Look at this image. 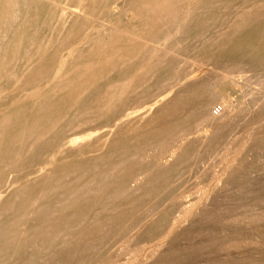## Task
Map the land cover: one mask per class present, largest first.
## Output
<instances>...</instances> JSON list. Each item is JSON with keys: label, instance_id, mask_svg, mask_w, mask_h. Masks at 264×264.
Returning <instances> with one entry per match:
<instances>
[{"label": "rangeland", "instance_id": "374dc122", "mask_svg": "<svg viewBox=\"0 0 264 264\" xmlns=\"http://www.w3.org/2000/svg\"><path fill=\"white\" fill-rule=\"evenodd\" d=\"M0 20V264H264V0Z\"/></svg>", "mask_w": 264, "mask_h": 264}, {"label": "bare ground", "instance_id": "6f19581e", "mask_svg": "<svg viewBox=\"0 0 264 264\" xmlns=\"http://www.w3.org/2000/svg\"><path fill=\"white\" fill-rule=\"evenodd\" d=\"M11 1V0H10ZM47 1V0H46ZM7 3V2H6ZM5 3V4H6ZM59 4V3H58ZM2 5H3V3H2ZM11 6H13V5H11ZM7 7V6H6ZM11 9V8H10ZM13 9V8H12ZM8 10V9H7ZM7 10L5 11L4 10V13L5 12H7ZM16 13H17V11H15ZM4 13H3V16H5L4 15ZM11 13V12H10ZM7 14V13H6ZM7 17V16H6ZM16 17V16H15ZM22 17V16H21ZM2 18H4V17H1V19ZM4 19H6V18H4ZM10 19V18H9ZM22 20V19H21ZM1 22H2V20H0ZM18 21V20H17ZM0 22V23H1ZM20 22V21H19ZM7 23H8V21H7ZM16 23V22H15ZM3 24H5V23H3ZM31 24V23H30ZM16 25H17V23H16ZM33 27V26H32ZM26 29V28H25ZM11 31V30H10ZM11 34V33H10ZM26 35V34H25ZM9 36V35H8ZM2 76V75H1ZM238 79H240V78H238ZM239 81V80H238ZM6 96V95H5ZM7 97V96H6ZM218 98H219V103H221V107H220V109H222V110H224V109H226L227 108V106H228V101H229V97L228 96H226V95H221V94H218ZM214 99H215V97H214ZM230 108V107H229ZM13 116V115H12ZM14 117V116H13ZM11 119V118H10ZM43 130V129H42ZM41 130V131H42ZM3 131V130H2ZM27 132H25V134H26ZM43 133V132H42ZM41 134V133H40ZM7 135V134H6ZM46 135H48V134H46ZM84 139H81L80 141H83ZM80 141H78V142H80ZM14 143V142H13ZM32 145V144H31ZM8 147V146H7ZM18 147V146H17ZM11 150V149H10ZM63 150V149H62ZM10 152H12V151H10ZM14 153V152H13ZM16 155V154H15ZM90 166V165H89ZM86 169V168H85ZM10 178V177H9ZM9 180V179H8ZM66 186V185H65ZM64 186V187H65ZM78 188V187H77ZM5 192V191H4ZM40 194V193H39ZM17 196V195H16ZM37 196V195H36ZM35 197V196H34ZM29 199V198H28ZM25 203V202H24ZM19 204V203H18ZM14 206H16V205H14ZM20 206V205H19ZM14 209V208H13ZM26 210V209H25ZM29 210V209H28ZM14 211V210H13ZM22 212V211H21ZM55 220V219H54ZM48 225V224H47ZM46 225V226H47ZM52 225H54V224H52ZM56 225V224H55ZM42 228V227H41ZM25 230V229H24ZM23 230V231H24ZM49 232V231H48ZM32 234V233H31ZM21 235V234H20ZM13 241V240H12ZM28 243V242H27ZM3 246V245H2ZM1 246V247H2ZM4 247V246H3ZM3 247H2V249H3ZM6 248V247H5Z\"/></svg>", "mask_w": 264, "mask_h": 264}, {"label": "built area", "instance_id": "2783aa9c", "mask_svg": "<svg viewBox=\"0 0 264 264\" xmlns=\"http://www.w3.org/2000/svg\"><path fill=\"white\" fill-rule=\"evenodd\" d=\"M216 110H215V114L217 113V109H220V107L219 108H215Z\"/></svg>", "mask_w": 264, "mask_h": 264}]
</instances>
